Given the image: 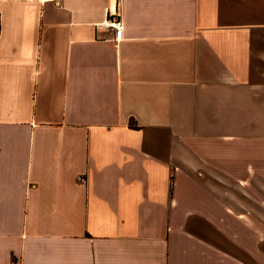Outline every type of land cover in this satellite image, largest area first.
Returning a JSON list of instances; mask_svg holds the SVG:
<instances>
[{"label":"crops","instance_id":"obj_1","mask_svg":"<svg viewBox=\"0 0 264 264\" xmlns=\"http://www.w3.org/2000/svg\"><path fill=\"white\" fill-rule=\"evenodd\" d=\"M0 264H264V0H0Z\"/></svg>","mask_w":264,"mask_h":264},{"label":"built area","instance_id":"obj_2","mask_svg":"<svg viewBox=\"0 0 264 264\" xmlns=\"http://www.w3.org/2000/svg\"><path fill=\"white\" fill-rule=\"evenodd\" d=\"M105 25L114 32V41L117 43L123 39V22L118 15H113L106 22Z\"/></svg>","mask_w":264,"mask_h":264}]
</instances>
